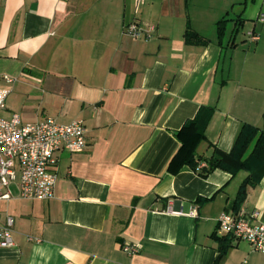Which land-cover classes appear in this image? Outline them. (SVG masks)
Instances as JSON below:
<instances>
[{"label": "crops", "instance_id": "obj_1", "mask_svg": "<svg viewBox=\"0 0 264 264\" xmlns=\"http://www.w3.org/2000/svg\"><path fill=\"white\" fill-rule=\"evenodd\" d=\"M261 17L264 0H0L3 115L82 119L88 144L58 152L54 198L23 199L12 182L0 226L15 218L14 245L0 246V264H264L218 232L249 171L171 169L176 132L201 106L214 110L199 156L230 152L245 124L263 125ZM135 20L156 27L149 39L126 32ZM189 24L209 42L188 44ZM238 205L264 222V176Z\"/></svg>", "mask_w": 264, "mask_h": 264}, {"label": "built area", "instance_id": "obj_2", "mask_svg": "<svg viewBox=\"0 0 264 264\" xmlns=\"http://www.w3.org/2000/svg\"><path fill=\"white\" fill-rule=\"evenodd\" d=\"M264 22V17L260 18ZM154 25L146 29L135 20L126 25V32L135 38H150ZM249 36L258 40L259 35L250 31ZM8 82L13 78L4 75ZM6 103H0V199L12 197L11 184L19 179L20 197L27 200H49L55 197L58 183V152H83L87 147V129L84 120L61 123L54 117L39 122L26 123L19 113L3 115ZM207 166L202 162L197 170ZM259 211L244 209L224 211L218 218V232L251 244L253 250L264 253V222L259 220ZM15 218L7 217L5 226H0V246L14 245L13 227ZM127 252H138L137 244L124 246Z\"/></svg>", "mask_w": 264, "mask_h": 264}, {"label": "trees", "instance_id": "obj_3", "mask_svg": "<svg viewBox=\"0 0 264 264\" xmlns=\"http://www.w3.org/2000/svg\"><path fill=\"white\" fill-rule=\"evenodd\" d=\"M217 24L218 34L221 37L225 31V20L221 19ZM184 36L188 44L203 45L209 42L208 38L199 34L190 24ZM213 110L214 108L211 106H201L197 114L186 120L182 128L176 132L181 145L171 162V169L177 171L181 165L188 164L203 175H207L217 168L224 169L232 175L244 169L248 170L249 175L241 184L235 201L237 205L235 210H238L240 209L238 204L244 200L248 186H255L264 176V114L261 127L251 124L243 126L232 151L227 152L214 147L211 156H199L197 148L201 141L206 139V129ZM202 162H206L207 166L202 170H197ZM220 238L226 241L221 243L219 257L225 253V249L229 245L228 237L222 236Z\"/></svg>", "mask_w": 264, "mask_h": 264}, {"label": "rangeland", "instance_id": "obj_4", "mask_svg": "<svg viewBox=\"0 0 264 264\" xmlns=\"http://www.w3.org/2000/svg\"><path fill=\"white\" fill-rule=\"evenodd\" d=\"M242 33H243V32H242ZM242 33H241V34H242Z\"/></svg>", "mask_w": 264, "mask_h": 264}]
</instances>
